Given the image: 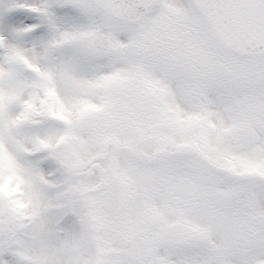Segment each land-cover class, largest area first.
<instances>
[{
  "label": "snow or ice",
  "instance_id": "1",
  "mask_svg": "<svg viewBox=\"0 0 264 264\" xmlns=\"http://www.w3.org/2000/svg\"><path fill=\"white\" fill-rule=\"evenodd\" d=\"M0 264H264V0H0Z\"/></svg>",
  "mask_w": 264,
  "mask_h": 264
}]
</instances>
